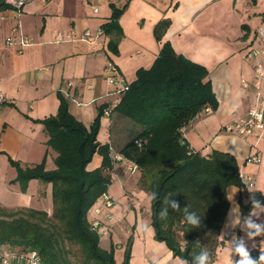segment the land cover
I'll return each instance as SVG.
<instances>
[{
    "label": "crops",
    "instance_id": "1",
    "mask_svg": "<svg viewBox=\"0 0 264 264\" xmlns=\"http://www.w3.org/2000/svg\"><path fill=\"white\" fill-rule=\"evenodd\" d=\"M11 2L6 0L9 7L0 9V206L8 210L31 208L52 212L51 185L38 179L30 180L21 193L18 184L13 182L16 169L9 159L23 167L37 165L45 158L46 168L54 167L56 154L47 148L48 137L39 121L55 115L59 110V94L69 93L75 101L81 102L76 105L66 97L69 112L87 128L100 109L110 110L100 118L105 127L97 133V140L110 145L115 161L107 189L115 205L99 215L103 223L110 226L109 234L100 236L99 244L106 250L111 244L124 249L129 209L142 203L139 196L134 197L136 204L130 203L132 192L140 189L137 184L140 175L138 171L134 175L128 172L131 162L118 151L129 139V131L137 125L114 111L120 95L108 82L104 70L106 64L112 62L119 72L120 84L128 85L138 69L152 65L162 43L168 42L184 58L207 69L217 101L215 110L200 114L182 128L184 142L191 151L204 157L213 151L231 154L238 162L241 177L252 179L247 190L242 191L238 186L228 188L229 208L212 264H228L226 250L233 237L243 238L249 251L257 252L258 259L264 236L249 240L244 223L252 209L240 215L241 224L235 228L230 226L229 213L233 207L247 206L256 194L264 198V155L258 163L247 160L251 153L264 152V147L253 139L226 132L224 126L235 116L245 115L255 100L252 61L246 55L254 46L258 31L264 30V6H260V0L255 3L252 0H26L17 9ZM125 4L127 7L118 18L122 37L116 46L117 54L107 48L110 39L107 34L103 33L96 41L81 40L84 32L95 33L110 21L112 5L122 8ZM94 8L98 9L96 13ZM165 19L169 25L158 42L153 29ZM14 28L33 38L32 46L19 49L7 45L6 36ZM58 34L62 35L59 42ZM261 92L264 93V86ZM94 155L98 156L94 166L97 168L101 157ZM116 156L121 159L116 160ZM140 190L150 203L149 194ZM251 220L264 225V205H260ZM116 237L120 243H114ZM143 244L147 245V238ZM157 245L160 256L156 258V251L149 252L148 256H153L149 260L181 264L169 249ZM233 259L240 258L233 256Z\"/></svg>",
    "mask_w": 264,
    "mask_h": 264
},
{
    "label": "trees",
    "instance_id": "2",
    "mask_svg": "<svg viewBox=\"0 0 264 264\" xmlns=\"http://www.w3.org/2000/svg\"><path fill=\"white\" fill-rule=\"evenodd\" d=\"M7 7L6 0H0V9ZM126 7L112 5L110 21L101 26L102 34L110 36L107 48L114 54L122 37L118 18ZM168 25L165 19L154 27L158 42ZM161 46L152 65L135 72V79L114 108L117 115L137 125L118 154L137 166L139 188L149 196L158 194L155 201L150 199L154 238L162 241L173 257L188 264H195L194 257L202 248L210 252L213 261L229 208L227 191L242 187L241 174L231 154L213 151L204 157L184 142L182 128L205 107L215 110L217 101L205 67L184 58L168 42ZM59 100L58 112L39 121L48 137L47 148L56 154L54 167L48 170L45 158L37 165L23 167L9 159L16 169L13 182L21 193L30 180L51 185L52 213L0 206V246L22 253L36 251L42 264H116L115 248L112 244L109 250L100 246V235L90 229L89 219L96 200L108 191L115 162L110 145L97 140L104 111L100 109L87 128L71 115L67 98L59 94ZM94 154L101 157V165L88 170ZM166 199L175 200L181 211L168 206V217L161 220L159 212ZM253 199L264 205V198L256 194L247 206L240 205L242 216L252 209ZM185 206L201 216L200 227L185 223ZM130 245L128 238L120 264H130ZM250 254L257 259L255 250Z\"/></svg>",
    "mask_w": 264,
    "mask_h": 264
},
{
    "label": "built area",
    "instance_id": "3",
    "mask_svg": "<svg viewBox=\"0 0 264 264\" xmlns=\"http://www.w3.org/2000/svg\"><path fill=\"white\" fill-rule=\"evenodd\" d=\"M26 0H12L11 5L14 8H19L23 5ZM95 13L98 11L97 8L93 10ZM81 37L82 41L90 42L96 41L103 36L102 31L98 30L95 33L84 32ZM58 36V42L62 40V35ZM5 43L7 45H15L19 49L27 48L32 46L34 43L33 38L25 35L18 28H14L11 33L6 36ZM102 43V42H100ZM247 57L252 61V68L254 71V77L252 79V85L255 90V97L253 103L249 106L245 115H237L234 120L224 126L226 132L231 134H236L244 139H253L256 144L262 145L264 147V93L261 92L262 86H264V30H259L257 37L254 40V46L247 52ZM105 76L108 82L115 87L118 95L126 91L127 84H120V76L116 66L112 62H108L105 66ZM244 85L245 82L242 81ZM65 97L74 101L76 105H81V102L75 101L69 93H64ZM110 110L104 111V115H108ZM211 112L209 107H205L200 114H206ZM199 115H196V117ZM264 155V152L251 153L248 155V162L258 163L260 161V156ZM116 160L121 158L116 156ZM128 172L134 175L138 168L135 164L130 163L127 167ZM242 191L247 190L251 187L252 179L247 176H242ZM115 205L114 198L106 193H103L95 202L94 207L90 211V229L93 232H97L100 236L108 235L110 231V226L103 223L99 218L102 211L109 212L110 209ZM110 218V215L107 214ZM32 252H18L16 250H11L7 246H0V264H42L39 255L35 257L32 256ZM36 252V251H35ZM37 253V252H36Z\"/></svg>",
    "mask_w": 264,
    "mask_h": 264
},
{
    "label": "clouds",
    "instance_id": "4",
    "mask_svg": "<svg viewBox=\"0 0 264 264\" xmlns=\"http://www.w3.org/2000/svg\"><path fill=\"white\" fill-rule=\"evenodd\" d=\"M235 143V141H233ZM264 194V193H262ZM158 198V194L153 192L150 196L151 200H156ZM165 207L159 212V218L164 220L168 217L167 207L170 206L174 211L178 212L181 211L180 205L175 200L166 199L164 201ZM260 209V204L258 201L253 199V208L249 213V217L247 220L244 221L248 231L247 236L249 240H255L257 237L264 236V225L254 223L251 220L252 216L257 215V210ZM184 214V221L187 225L191 226V228H198L201 226V216L197 215L196 212L190 211L188 206L183 208ZM241 211L239 206L233 207L231 212L229 213L230 216V226L235 228L241 224L240 219ZM224 237V234L222 235ZM199 245V242H197ZM228 249L227 257H228V264H264V241H261L260 244V255L258 259H253L251 257L249 249L245 246L243 238L233 237L232 241H228ZM253 247H256L253 244ZM37 253L34 251L32 252V256L35 257ZM233 256H238L239 260H234ZM195 264H212V258L210 252L202 248L200 253L194 257ZM181 264H188L187 260H182Z\"/></svg>",
    "mask_w": 264,
    "mask_h": 264
},
{
    "label": "rangeland",
    "instance_id": "5",
    "mask_svg": "<svg viewBox=\"0 0 264 264\" xmlns=\"http://www.w3.org/2000/svg\"><path fill=\"white\" fill-rule=\"evenodd\" d=\"M260 6H264V0H260ZM102 127H105V122L104 120H100V127L98 132H102ZM97 155H93L92 160L88 164L87 168L92 169L94 166L97 165ZM140 197V203H142L141 206H136L134 208H131L130 216H128L127 219V228H126V233L124 235V246L127 243L128 238L131 240V256H130V264H160L157 263L156 259L149 260V258L153 257L152 255L148 256L149 252L156 251V258L160 256L159 254L161 251H159L158 245L161 244L167 248V246L162 242L158 241L153 237V231L150 226V203L145 200V195L142 190L138 189L137 192H132V199L130 200V203L136 204L134 201V197L138 198ZM52 212L48 213L51 215ZM90 217V215H89ZM144 238H147V245L145 246L143 244ZM114 243H120L119 238H114ZM147 248V250L145 249ZM156 249V250H155ZM124 254V249H118L115 248V254L114 258L115 261L120 264L121 260L123 258ZM148 257V258H147ZM178 262L181 263V259H178L177 257H174ZM75 257L71 256V261L74 263ZM162 264V263H161Z\"/></svg>",
    "mask_w": 264,
    "mask_h": 264
}]
</instances>
